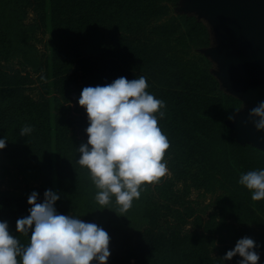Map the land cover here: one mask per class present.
<instances>
[{
    "label": "rangeland",
    "instance_id": "obj_1",
    "mask_svg": "<svg viewBox=\"0 0 264 264\" xmlns=\"http://www.w3.org/2000/svg\"><path fill=\"white\" fill-rule=\"evenodd\" d=\"M185 1L160 0L166 8L151 15L143 27L132 31L115 29L113 51L119 65L114 76L108 72V77L101 82L104 85L121 76L134 79L143 75L148 81L147 90L165 101V116L159 119V125L170 141L164 157L169 172L159 182L143 187L140 198L123 214L125 217L115 204L109 206L111 210L100 209L102 206L94 199L97 190L88 171L77 164L76 174H80V170L84 173L86 181L81 183L86 184L85 187L77 194L68 191L61 203L57 200L54 206L58 213L77 216L105 228L108 221L115 226L149 223V218L141 211L147 200L171 204V211L167 212L171 215L169 219L178 221L184 232L198 233V243L208 246V253L219 264H239L242 259L239 255L231 260L222 259L225 252L245 236L256 242L255 251L260 254L257 264H264L261 259L264 200H252L250 191L238 183L241 172L264 168V152L251 143L241 144V147L229 139H234L233 131L226 124L230 118L221 120V115L232 105L213 103L212 97L217 91L211 88V81L206 77L213 76L223 91L239 100L231 119L246 109L247 104L227 92L216 77L218 65L205 52L217 43L213 26L196 12L183 10ZM3 2V25L10 33L13 46L9 57L0 61V65L19 73L26 94L33 99H48L52 117L55 113L68 117L67 138L74 137L73 143L77 140L80 145L85 143L87 119L72 118L82 113L87 118L85 110L77 103L80 92L74 83H84L81 74L87 76L92 69H79L73 81L64 82L71 83L67 92H56L61 88H57L52 79L47 0L44 12L40 0ZM189 17L194 19L191 21ZM91 79L93 77L87 78V83ZM54 95L59 98L57 101ZM64 95L72 103H66ZM175 160L180 162L178 170L174 167ZM0 163V191H13L27 197L36 191L41 201L45 190L56 192L55 180L51 182L43 173L24 172L15 160L2 158Z\"/></svg>",
    "mask_w": 264,
    "mask_h": 264
},
{
    "label": "trees",
    "instance_id": "obj_2",
    "mask_svg": "<svg viewBox=\"0 0 264 264\" xmlns=\"http://www.w3.org/2000/svg\"><path fill=\"white\" fill-rule=\"evenodd\" d=\"M47 3L50 9V66L54 85L61 88L56 92L61 94H65L71 84L64 82L73 81L84 67L92 70L87 76L81 74L84 83H74L79 92L85 86L103 85L102 79L108 77V72L114 76L119 65L113 51L116 48L115 29L141 28L151 15L166 8L160 0H47ZM39 5L44 12L46 0H40ZM4 12L5 2L0 0V61L9 57L13 46L10 33L3 25ZM89 77L93 79L87 83ZM212 77L206 78L217 91L212 97L213 103L231 104L227 113L221 115V120L229 119L239 100L223 91ZM21 78L18 72L0 65V137L7 139L6 147L0 150V159L18 161L22 171L41 172L51 182L55 180L56 192L60 194L58 203H61L68 191L81 193L86 185L81 183L86 181L84 173L80 170V174H76L80 142L73 143L74 137L65 135L68 117L57 113L52 117L48 99L39 101L26 94ZM128 79L131 80L130 76ZM63 98L66 103H72L67 95ZM53 99L59 98L54 95ZM82 117L83 121L87 119L83 113L76 118L72 116L80 120ZM25 125H31L33 130L22 136L19 130ZM229 139L242 147L232 137ZM179 165L175 160L176 170ZM27 198L13 191H0V220H6L12 234L24 244L29 238L15 232V222L29 214L31 206ZM155 203L147 200L141 209L144 217L149 218L144 226H115L109 221L105 228L100 226L110 236L107 264H219L208 253V246L198 243V233L184 232L176 219L177 222L169 219L171 215L167 212L171 211V204ZM261 259L264 263V253Z\"/></svg>",
    "mask_w": 264,
    "mask_h": 264
},
{
    "label": "clouds",
    "instance_id": "obj_3",
    "mask_svg": "<svg viewBox=\"0 0 264 264\" xmlns=\"http://www.w3.org/2000/svg\"><path fill=\"white\" fill-rule=\"evenodd\" d=\"M148 87L143 75L131 80L121 76L104 85L83 87L77 101L88 120L87 141L77 148V163L88 171L100 209L111 210L109 206L115 204L122 216L145 185L159 182L169 172L164 157L170 141L159 125L165 101ZM249 117L257 131H264V101L250 110ZM32 130L25 125L19 134L26 136ZM6 141L0 137V150ZM238 183L250 191L252 200H264V168L241 172ZM58 199L60 194L51 189L44 191L42 201L36 191L30 193L29 214L15 222V232L28 236L27 244L12 234L6 220H0V264H107L108 232L96 223L58 213L54 206ZM256 247L245 236L222 260L239 255V264H257Z\"/></svg>",
    "mask_w": 264,
    "mask_h": 264
},
{
    "label": "water",
    "instance_id": "obj_4",
    "mask_svg": "<svg viewBox=\"0 0 264 264\" xmlns=\"http://www.w3.org/2000/svg\"><path fill=\"white\" fill-rule=\"evenodd\" d=\"M183 10L212 24L217 43L205 52L216 61L223 88L247 104L226 120L234 139L264 152V131H257L249 117L264 101V0H186Z\"/></svg>",
    "mask_w": 264,
    "mask_h": 264
}]
</instances>
